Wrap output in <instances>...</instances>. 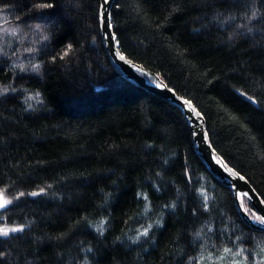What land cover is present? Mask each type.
Listing matches in <instances>:
<instances>
[{"label":"trees","instance_id":"trees-1","mask_svg":"<svg viewBox=\"0 0 264 264\" xmlns=\"http://www.w3.org/2000/svg\"><path fill=\"white\" fill-rule=\"evenodd\" d=\"M0 12L17 30L0 55V192L13 198L0 227L22 228L0 235V264L261 257L264 232L198 156L182 111L112 65L101 0H0ZM112 18L121 52L194 102L264 199V0H115Z\"/></svg>","mask_w":264,"mask_h":264},{"label":"water","instance_id":"water-1","mask_svg":"<svg viewBox=\"0 0 264 264\" xmlns=\"http://www.w3.org/2000/svg\"><path fill=\"white\" fill-rule=\"evenodd\" d=\"M114 2L115 0H101L100 12L102 40L112 65L129 82L143 87L150 93L169 101L182 111L193 132L194 145L198 156L212 175L232 190L237 210L244 222L253 230L264 232V223L261 222V218H264V199L259 195L249 180L229 164L216 150L208 132L206 119L194 102L170 87L159 74L145 68L121 52L112 18ZM109 14L111 25L107 22ZM121 55L125 59L121 60ZM185 101H190L196 111L193 112ZM240 177H243V179ZM245 199L256 210L259 218L249 214L245 206Z\"/></svg>","mask_w":264,"mask_h":264},{"label":"rangeland","instance_id":"rangeland-1","mask_svg":"<svg viewBox=\"0 0 264 264\" xmlns=\"http://www.w3.org/2000/svg\"><path fill=\"white\" fill-rule=\"evenodd\" d=\"M4 19V15L0 12V55H3L5 53L9 54L11 52L15 36L17 35V30L7 26L4 22ZM18 61L21 63V65L27 67L28 62L26 58L20 57ZM5 196L8 200L13 202L12 197H9L6 193ZM0 228L11 229L5 226ZM237 252L239 251L231 252L232 254L223 252L221 255H209L206 257H202L199 260V264H236V262H239V264H247L248 260L246 258V255H244L243 252L240 255H234ZM252 264H264V251H262V249L261 257L254 258V260H252Z\"/></svg>","mask_w":264,"mask_h":264},{"label":"snow or ice","instance_id":"snow-or-ice-1","mask_svg":"<svg viewBox=\"0 0 264 264\" xmlns=\"http://www.w3.org/2000/svg\"><path fill=\"white\" fill-rule=\"evenodd\" d=\"M107 22L109 25H111L110 14L107 17ZM65 54H67V53H65ZM120 59L123 60V59H125V57L123 55H121ZM38 67H39L38 65L35 66V68H38ZM185 103L189 105V107L192 109L193 112L196 111L195 108L192 107L190 101H185ZM240 178L243 179V177H240ZM33 195H35V193H33ZM145 199H147V198L145 197ZM205 199H207V197H205ZM9 203H11V201L6 198L5 193L0 192V209L5 208ZM261 222L264 223V218H261ZM102 227H103V225H101V228ZM9 231H14V232L22 231V228H15V229L0 228V235L7 236L9 234ZM144 234L147 235V232L145 231ZM262 251H264V248H262ZM225 252L228 254H232L231 249H225ZM242 252H243V250L241 249L240 252H237L234 255H240ZM236 264H239V262H236Z\"/></svg>","mask_w":264,"mask_h":264}]
</instances>
